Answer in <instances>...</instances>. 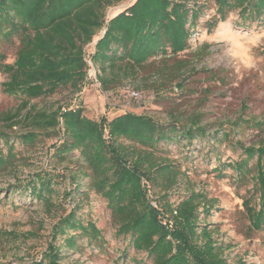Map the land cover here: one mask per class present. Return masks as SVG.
I'll use <instances>...</instances> for the list:
<instances>
[{"label":"trees","instance_id":"trees-1","mask_svg":"<svg viewBox=\"0 0 264 264\" xmlns=\"http://www.w3.org/2000/svg\"><path fill=\"white\" fill-rule=\"evenodd\" d=\"M123 1L0 0V40L17 42L11 62H5L0 52V73L6 76L2 91L21 99L14 111L2 115V120L9 128L22 124L25 131L19 137L25 143H34L41 133L60 136L55 148L60 159L77 151L88 170L91 188L111 212L116 233L129 236L132 247L145 252L153 264H230L203 222L212 204L202 192L194 190L171 201L181 164L156 154L160 142L203 135L196 115L166 123L133 112L94 119L87 117L81 106H37L30 100L61 89L79 92L89 68L85 47L95 37L88 59L98 69L100 83L108 89L122 80H135L139 69L150 60L174 58L188 49L208 2L214 8L204 21L207 33L232 13L237 27L263 23L264 0H133L106 16L109 7ZM180 60L175 63L176 70H170L168 76L163 74L166 81L178 79V85L196 71H181ZM0 138L6 141L4 131H0ZM235 146L241 158L230 166L238 180L252 181L251 192L255 194L254 202L252 196L242 201L245 216L251 230H261L264 143L244 145L236 141ZM12 149L10 144L6 154L0 153V172L14 166ZM35 176L29 183L30 192L46 206L51 205L54 177L48 171ZM67 229L94 239L100 237L94 223L84 224L70 214L53 226L52 238L64 235ZM67 240L75 246L74 236ZM48 247L44 259L33 264H64L57 246L49 243ZM237 264L245 263L240 259Z\"/></svg>","mask_w":264,"mask_h":264},{"label":"rangeland","instance_id":"rangeland-1","mask_svg":"<svg viewBox=\"0 0 264 264\" xmlns=\"http://www.w3.org/2000/svg\"><path fill=\"white\" fill-rule=\"evenodd\" d=\"M132 1L109 7L106 16L114 15ZM213 8L212 2H208L188 49L174 58L152 59L139 69L135 80H122L108 89L102 86L98 69L88 59L95 37L85 47L89 68L81 90L71 93L61 89L51 96L31 99L30 103L81 106L83 113L94 119L133 112L166 123L196 115L203 135L190 139L177 136L160 142L156 153L181 164L171 201L188 190L202 192L212 204L203 222L208 224L227 262L237 264L241 259L245 264H264V228L251 230L242 206L246 197L252 196L254 202L252 181L238 180L230 166L241 158L236 141L244 145L264 143V43L251 50L254 67L240 66L230 53L246 47L247 41L232 30L264 31V22L237 27L232 13L207 33L204 21L213 14ZM16 46L15 40H0L5 62L14 59ZM177 60L182 63L181 71L196 70L178 85V79L166 81L163 77L176 70ZM5 79L0 73V131L7 135L6 141L0 138V153L6 154L12 144L16 160L12 168L0 172V264H33L43 260L49 243L57 246L64 264H153L145 252L132 247L129 236L116 233L111 212L105 200L91 188L88 170L77 151L60 159L55 152L61 141L57 134L41 133L34 143H25L19 137L25 131L22 124L6 126L2 115L14 111L21 99L2 91ZM175 86L182 89L177 91ZM46 171L54 177L49 206L32 195L29 188L35 174ZM70 214L84 224L94 223L100 237L94 239L67 229L64 235L53 239V226ZM68 236L75 237V246L70 245Z\"/></svg>","mask_w":264,"mask_h":264},{"label":"clouds","instance_id":"clouds-1","mask_svg":"<svg viewBox=\"0 0 264 264\" xmlns=\"http://www.w3.org/2000/svg\"><path fill=\"white\" fill-rule=\"evenodd\" d=\"M232 31L234 35L247 41L246 47L243 49L238 47L235 51L230 53L232 60L245 68L254 67L251 50L252 48L258 47L264 43V31H248L241 33H237L235 30Z\"/></svg>","mask_w":264,"mask_h":264}]
</instances>
